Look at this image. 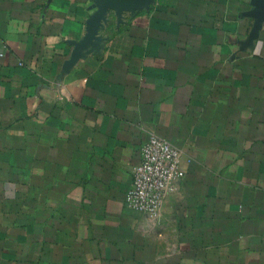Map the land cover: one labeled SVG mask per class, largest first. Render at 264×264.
<instances>
[{"label":"crops","instance_id":"crops-1","mask_svg":"<svg viewBox=\"0 0 264 264\" xmlns=\"http://www.w3.org/2000/svg\"><path fill=\"white\" fill-rule=\"evenodd\" d=\"M0 264H264V0H0Z\"/></svg>","mask_w":264,"mask_h":264},{"label":"built area","instance_id":"built-area-1","mask_svg":"<svg viewBox=\"0 0 264 264\" xmlns=\"http://www.w3.org/2000/svg\"><path fill=\"white\" fill-rule=\"evenodd\" d=\"M180 149L171 141L151 134L142 144L140 161L133 166L125 203L129 208L154 213L165 192L183 175L179 169Z\"/></svg>","mask_w":264,"mask_h":264},{"label":"water","instance_id":"water-1","mask_svg":"<svg viewBox=\"0 0 264 264\" xmlns=\"http://www.w3.org/2000/svg\"><path fill=\"white\" fill-rule=\"evenodd\" d=\"M103 6V10H130L148 6L153 0H97Z\"/></svg>","mask_w":264,"mask_h":264}]
</instances>
